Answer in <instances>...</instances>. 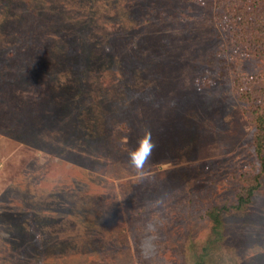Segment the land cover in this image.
Returning a JSON list of instances; mask_svg holds the SVG:
<instances>
[{
    "label": "rangeland",
    "instance_id": "1",
    "mask_svg": "<svg viewBox=\"0 0 264 264\" xmlns=\"http://www.w3.org/2000/svg\"><path fill=\"white\" fill-rule=\"evenodd\" d=\"M258 115L264 0H0V264H264Z\"/></svg>",
    "mask_w": 264,
    "mask_h": 264
},
{
    "label": "clouds",
    "instance_id": "2",
    "mask_svg": "<svg viewBox=\"0 0 264 264\" xmlns=\"http://www.w3.org/2000/svg\"><path fill=\"white\" fill-rule=\"evenodd\" d=\"M154 147L151 131L146 130L138 138L135 147L128 153L131 165L136 169H142L145 162L150 158Z\"/></svg>",
    "mask_w": 264,
    "mask_h": 264
},
{
    "label": "trees",
    "instance_id": "3",
    "mask_svg": "<svg viewBox=\"0 0 264 264\" xmlns=\"http://www.w3.org/2000/svg\"><path fill=\"white\" fill-rule=\"evenodd\" d=\"M256 127H257V134H256V139H255V151H256L258 157L262 160V162H264V157L262 154L263 143H264V115H258L257 116ZM254 187H256V185L252 186V187H250V189H248V195H251L253 193ZM244 200L245 199L241 196L239 198V203L240 204L243 203ZM215 221H216V225H218L219 221L216 218H215Z\"/></svg>",
    "mask_w": 264,
    "mask_h": 264
}]
</instances>
